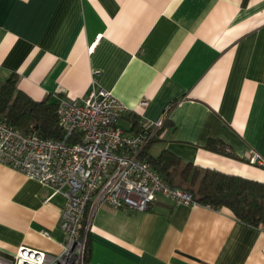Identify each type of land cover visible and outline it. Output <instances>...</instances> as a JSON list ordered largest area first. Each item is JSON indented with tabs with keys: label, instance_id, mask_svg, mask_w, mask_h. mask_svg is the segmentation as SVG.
Masks as SVG:
<instances>
[{
	"label": "crops",
	"instance_id": "1",
	"mask_svg": "<svg viewBox=\"0 0 264 264\" xmlns=\"http://www.w3.org/2000/svg\"><path fill=\"white\" fill-rule=\"evenodd\" d=\"M11 74L34 100L102 87L127 107L117 126L129 132L172 106L145 157L165 150L264 181L248 162L264 158V0H0V80ZM210 139L232 155L207 149ZM50 193L0 163L1 254L61 251L64 199ZM88 219L87 263L264 264V223L224 205L158 194L144 211L89 205Z\"/></svg>",
	"mask_w": 264,
	"mask_h": 264
},
{
	"label": "built area",
	"instance_id": "2",
	"mask_svg": "<svg viewBox=\"0 0 264 264\" xmlns=\"http://www.w3.org/2000/svg\"><path fill=\"white\" fill-rule=\"evenodd\" d=\"M126 111L110 91L93 87L82 99L58 97L61 138L23 133L0 118V163L48 186L51 193L46 200L54 195L64 199L58 221L63 231L61 251L20 246L12 255L0 253V264H94L85 260L89 205L144 211L158 194L175 204H196L189 191L170 185L141 156L164 116L129 132L117 126ZM248 162L264 167V158L254 151ZM42 233L49 237L47 230Z\"/></svg>",
	"mask_w": 264,
	"mask_h": 264
},
{
	"label": "trees",
	"instance_id": "3",
	"mask_svg": "<svg viewBox=\"0 0 264 264\" xmlns=\"http://www.w3.org/2000/svg\"><path fill=\"white\" fill-rule=\"evenodd\" d=\"M57 103L58 97L46 96L40 100L31 98L18 88L16 74L0 80V118L4 117L23 133L61 138L62 130L56 116ZM171 107L165 111L162 127ZM133 122L134 129L138 121ZM161 128L157 129L156 133ZM205 147L223 155H232L222 142L215 139L208 140ZM143 152L144 150L141 156L170 185L189 191L196 203L213 207L224 205L230 208L239 220L256 225L264 223V181L181 162L165 150L156 156L148 157H145Z\"/></svg>",
	"mask_w": 264,
	"mask_h": 264
},
{
	"label": "rangeland",
	"instance_id": "4",
	"mask_svg": "<svg viewBox=\"0 0 264 264\" xmlns=\"http://www.w3.org/2000/svg\"><path fill=\"white\" fill-rule=\"evenodd\" d=\"M122 122L123 121H121V120L117 121V125L121 126Z\"/></svg>",
	"mask_w": 264,
	"mask_h": 264
}]
</instances>
